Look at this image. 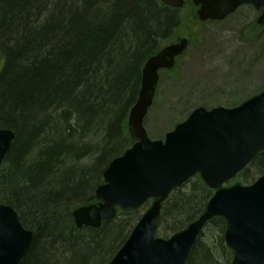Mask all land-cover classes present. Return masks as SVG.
Instances as JSON below:
<instances>
[{"label":"trees","instance_id":"1","mask_svg":"<svg viewBox=\"0 0 264 264\" xmlns=\"http://www.w3.org/2000/svg\"><path fill=\"white\" fill-rule=\"evenodd\" d=\"M200 23L191 1L175 9L160 0H0V127L16 133L0 169V199L34 233L21 264H107L125 242L141 209H118L100 228H78L72 211L98 201L102 173L135 141L128 115L146 60ZM78 129L106 131L84 166L75 164L83 153ZM263 173L264 150L231 183ZM213 193L199 174L173 190L158 234L185 228ZM207 225L219 239L203 241L202 230L187 264H228L225 219Z\"/></svg>","mask_w":264,"mask_h":264},{"label":"water","instance_id":"2","mask_svg":"<svg viewBox=\"0 0 264 264\" xmlns=\"http://www.w3.org/2000/svg\"><path fill=\"white\" fill-rule=\"evenodd\" d=\"M191 1L201 20H223L241 5L251 4L261 9L257 22L264 25V0ZM161 2L180 8L185 0ZM188 44L182 37L145 62L139 96L128 118V130L136 141L104 170L103 183L94 192L99 202L73 211L78 228H98L115 218L117 207L136 209L156 199L109 264H187L200 231L216 216L226 220L231 264H264V174L252 184L225 186L264 150V90L233 107H197L161 139L150 138L144 126L159 71L173 68ZM15 137L13 129L0 127V168ZM196 174L215 190L204 212L172 236H158L162 201ZM33 237L18 212L0 201V264H20Z\"/></svg>","mask_w":264,"mask_h":264},{"label":"rangeland","instance_id":"3","mask_svg":"<svg viewBox=\"0 0 264 264\" xmlns=\"http://www.w3.org/2000/svg\"><path fill=\"white\" fill-rule=\"evenodd\" d=\"M260 12L246 4L223 20L194 25L197 33L190 37L189 46L177 59L176 67L160 71L153 104L144 119L150 138H164L198 106L232 107L264 90V25L256 24ZM183 35L188 32H182L179 37ZM78 130L82 136L77 146L83 153L75 164L84 166L98 152L91 146L99 144L106 131L99 135L102 129H92L84 135L83 129ZM3 187L0 192L5 196ZM150 205L139 209L144 213ZM203 230V241L211 236L219 239L220 233L213 226L207 225ZM224 245L227 253L223 259L231 263L233 253Z\"/></svg>","mask_w":264,"mask_h":264},{"label":"bare ground","instance_id":"4","mask_svg":"<svg viewBox=\"0 0 264 264\" xmlns=\"http://www.w3.org/2000/svg\"><path fill=\"white\" fill-rule=\"evenodd\" d=\"M74 211V210H73ZM73 211H72V213H73Z\"/></svg>","mask_w":264,"mask_h":264},{"label":"flooded vegetation","instance_id":"5","mask_svg":"<svg viewBox=\"0 0 264 264\" xmlns=\"http://www.w3.org/2000/svg\"><path fill=\"white\" fill-rule=\"evenodd\" d=\"M189 37V36H188Z\"/></svg>","mask_w":264,"mask_h":264}]
</instances>
